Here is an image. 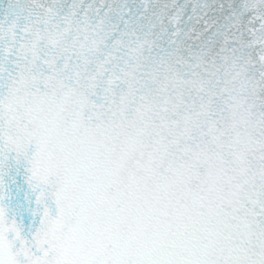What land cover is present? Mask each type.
Here are the masks:
<instances>
[{"label":"snow or ice","instance_id":"obj_1","mask_svg":"<svg viewBox=\"0 0 264 264\" xmlns=\"http://www.w3.org/2000/svg\"><path fill=\"white\" fill-rule=\"evenodd\" d=\"M0 264H264V0H10Z\"/></svg>","mask_w":264,"mask_h":264}]
</instances>
